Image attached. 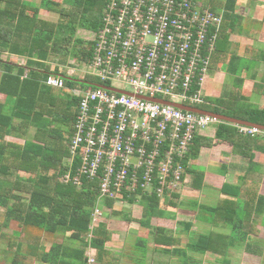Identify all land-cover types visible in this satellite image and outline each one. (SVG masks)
Segmentation results:
<instances>
[{
  "label": "trees",
  "instance_id": "trees-1",
  "mask_svg": "<svg viewBox=\"0 0 264 264\" xmlns=\"http://www.w3.org/2000/svg\"><path fill=\"white\" fill-rule=\"evenodd\" d=\"M235 1L208 0L207 7L212 12L219 7L224 9L210 61L211 69L218 68L225 61L230 69L232 62L235 65L239 59L232 52L219 49L220 41L227 40V29L236 19L233 12ZM107 2L61 0L60 4L40 0L36 5L25 0H0V94L4 98L0 102V208L5 216L3 226L12 219L19 227H33L62 236V241L52 243L48 250H35V260L44 264H88V247L94 251V264L120 263L119 255L106 249V243L113 234L107 224L100 222L89 228L99 194L97 182L83 179L80 188L60 182L66 171L64 160L69 155L68 143L74 129L78 99L58 95L44 84L49 75L63 78L67 88L83 84L74 77L59 74L57 68L52 70L47 62L52 55L59 53L61 44L73 40L78 28L96 33L101 27ZM41 9L57 14L58 21L40 18ZM75 42L82 43L78 39ZM91 49L92 43L89 42L88 49L81 48L76 57L83 63L88 62ZM4 53L24 58V65L3 61L1 55ZM253 61L255 63L256 59ZM84 81L102 84L99 79L93 81L86 76ZM205 101L206 104L199 105V109L264 126V107L260 109L249 104L239 90L227 96L206 98ZM31 128L34 131L27 137ZM213 130V137L202 133L195 135L188 153L180 162L183 167L180 184L183 187L202 190L211 186L220 194L214 205L191 202L194 211L201 214V221L211 226L205 233L190 237L191 234L185 245L180 247L181 238L174 233L175 230L152 225L153 219L173 220L160 207L161 201L166 206L179 207L168 199L169 189L164 190L163 199L157 196V185L151 193H143L139 187L133 192H123L124 202L140 207V215L136 218L114 207V200H105L112 217L126 224L137 223L140 228L148 230L155 249L177 258L180 264H201L192 254L203 256L206 253L221 257V264H230L231 249L242 246L247 254L261 257L264 248V240L259 237L260 230L255 223V219L264 215V194H260L259 184L248 179L246 174L259 168L254 158L255 153L264 154V132L242 136L234 124L226 122L217 123ZM6 137H18L24 142H9ZM217 142L227 144L232 153L247 161L245 174L238 177L236 184L223 181L225 164L220 165L216 172L193 164L202 149L212 148ZM50 171L53 172L49 174ZM20 172L28 176H20ZM215 177L216 181L210 180ZM23 194L25 196H21ZM171 195L179 197L178 194ZM181 225L184 232H190L191 223ZM251 237L256 238L250 241ZM136 242V250L144 257L147 240L138 238ZM8 246L12 245L9 243ZM21 256L17 247L10 264H25L19 258ZM135 264L144 263L135 259Z\"/></svg>",
  "mask_w": 264,
  "mask_h": 264
},
{
  "label": "built area",
  "instance_id": "built-area-1",
  "mask_svg": "<svg viewBox=\"0 0 264 264\" xmlns=\"http://www.w3.org/2000/svg\"><path fill=\"white\" fill-rule=\"evenodd\" d=\"M221 24V14L196 0H108L91 57L74 77L83 84L67 88L60 76H47V87L78 99L60 182L78 188L83 179L97 182L90 229L101 222L106 199L124 202L123 192L151 193L155 185L161 198L180 184V162L193 137L219 123L149 99L206 104L202 88ZM85 76L102 84L83 82ZM235 130L259 133L242 125Z\"/></svg>",
  "mask_w": 264,
  "mask_h": 264
},
{
  "label": "rangeland",
  "instance_id": "rangeland-1",
  "mask_svg": "<svg viewBox=\"0 0 264 264\" xmlns=\"http://www.w3.org/2000/svg\"><path fill=\"white\" fill-rule=\"evenodd\" d=\"M29 1H35L37 5H39L40 0H29ZM54 2L60 3L61 0H52ZM198 3L206 5L207 6V0H196ZM42 10V9H41ZM46 11V10H45ZM40 18L51 20V21H58L59 16L55 13L48 12H40ZM94 32H90L88 30H84L82 28H78L75 32V35L73 37V40H71L69 43L61 44V47L59 49V53L52 55L48 59V64L50 67L57 68L58 72L62 73H68L70 70H73L78 76L82 75V71L85 70L83 67V62L80 61L76 54L78 55V50L81 48L88 49L89 42L92 39ZM82 41L81 44L75 42V40ZM8 60V57L6 58ZM221 71V70H220ZM225 76V75H224ZM217 77V74L214 70H209V72L206 74V79L203 83L202 88V94L205 98H214L211 95H216L220 91L223 95H229L232 90L236 89V83L235 76H228L226 75V79L224 78V81L221 84H217L215 79ZM89 79L95 81L98 79H95L92 76H88ZM213 90H217L213 94ZM236 91V90H234ZM54 93L58 95H67L69 96V93L66 91H60L58 89L53 90ZM255 107V106H254ZM215 125H210L205 129L204 132H209L214 129ZM31 133V130L28 132V134ZM19 140V139H15ZM16 142V141H14ZM21 143L22 141L19 140ZM218 143V142H217ZM216 144V143H215ZM223 156V155H222ZM210 151L208 149H204L202 152V155L199 156V158L195 161H193V164H197L198 166H204L205 170L207 171H217L222 165V163L218 162L217 165H213L211 163L212 159L210 160ZM224 159V156L222 157V161ZM241 159V158H240ZM231 159L228 164V173L231 175L232 183L236 184L238 181L237 178L239 176H243L245 174L244 171H246V163L247 161L242 159L239 161V159H235V161ZM219 161V160H218ZM65 162V160H64ZM197 162V163H196ZM240 162V163H239ZM255 162L260 164L262 167L259 168V171H247V177L250 180H253L259 184L260 187V193L264 194V156L263 155H257ZM192 164V161H190ZM226 164V163H225ZM239 164V165H238ZM237 166L241 167V170L238 169ZM217 169V170H215ZM53 171H50L49 174H51ZM240 172L239 174H237ZM20 176H26L27 174H24L23 172L19 173ZM28 176V175H27ZM233 178V179H232ZM210 182V180L208 181ZM168 191V199L171 202H176L179 204V207L176 208L171 206H166L164 202L161 201L160 207L165 210V214L168 216H174L173 220L171 222H161L163 227H167L171 230H175L177 232V236L181 238V244L180 247H183L187 241V237H190L198 234V233H205L207 230L211 228L210 224L206 223L205 221H201V214H197L196 211L192 208L191 202L196 201L197 205H214L219 198L220 194L217 192L214 188L211 186H207L203 188L202 190H193L183 187L182 184H178L176 187H171ZM171 194H178V198H175ZM21 196H25L24 194ZM163 199V196L161 197ZM126 203V202H125ZM124 206V202H118L114 204V207H116L118 210H122L125 213H128L132 216V210ZM106 212H110L111 210L105 205ZM104 211V212H105ZM110 219L109 224L112 228H117L119 231L120 226H124L123 224H116L113 221H115L118 218L112 217L108 213H103L101 217V222L103 220ZM5 222V216L3 215V210L0 208V234H4L5 236H0V264H10V261L12 260L14 256V252L17 247H19L20 254H22L21 259H23V262L25 264H44L39 262L38 260H35L34 258V252L35 250L40 251H46L49 249L50 245L52 243H59L62 241L61 235H51L49 233H45L42 230L33 228V227H19L14 220H8L7 225L3 226ZM180 222V223H179ZM189 222L192 224L191 230L189 233H186L183 231V226L181 223ZM100 223V219H99ZM177 223V224H176ZM255 223L259 227L260 230V238L264 240V215L261 217H258L255 219ZM154 224H159L156 220L154 221ZM125 228H122V232L124 233ZM132 232V233H131ZM16 233H18L16 235ZM125 235H118L114 236L110 243V249L115 251L112 252L115 255H119V264H135V259H140L141 262L144 264H180V261L172 256L163 254L156 250V246L152 242V237L149 235L148 230L140 229V230H134L129 231V233H124ZM138 237L141 238L145 237L148 241L147 243V251L145 253V256L143 257L137 250H136V242L135 240ZM140 235V236H139ZM142 238V239H145ZM256 237H251L250 241L254 240ZM12 245L9 247L8 245ZM19 244V246H17ZM35 245V246H33ZM37 245V246H36ZM135 249V252L132 253ZM86 256H87V263L88 264H94V251L91 248L86 249ZM192 256L197 260L200 261L201 264H221L220 259L221 257L206 253L203 256L192 254ZM230 264H264V248H262V255L261 257L257 256H251L247 254L244 251V248L242 246L231 249L229 257H228ZM93 260V262H91Z\"/></svg>",
  "mask_w": 264,
  "mask_h": 264
},
{
  "label": "crops",
  "instance_id": "crops-1",
  "mask_svg": "<svg viewBox=\"0 0 264 264\" xmlns=\"http://www.w3.org/2000/svg\"><path fill=\"white\" fill-rule=\"evenodd\" d=\"M25 1L35 3V1H29V0H25ZM221 1H224V0H221ZM206 3H208V0ZM223 10H224L223 8L219 7V9L216 10V13L222 14ZM41 11L46 13L45 10H40L39 13ZM233 12H234V16L236 19L233 20L231 24L232 26L227 29V33H228L227 40L224 41L223 39L220 41L219 49L220 48L225 49L230 54L232 53L235 54L239 59L237 60V64L235 62V65L232 62L231 68H230L231 70L228 68L227 61H225L224 63H220L218 65V68L215 69V72L217 74L215 81L217 84H221L222 86V82L224 81V78L226 79V75H227V78L228 76H235L234 83H236L237 88L234 90H239L240 94L248 99L249 104L261 109L264 107V0H236L234 4ZM215 55L218 56V52H216ZM7 57H8V60H6ZM1 59L3 61H10L18 65H24L25 63L24 58L16 56V55L5 54V53L1 55ZM254 59H256L255 63L253 61ZM227 60H229V55H227ZM51 69L53 68L51 67ZM211 70H214V69H211ZM59 74H65V73H62L59 71ZM65 75L68 77L78 76L73 70H70ZM234 90H232V92ZM60 91H63V90H60ZM216 91L217 90H213L212 91L213 94ZM221 95L222 93H220L219 91L218 94L211 95V96L214 98H217V97H220ZM3 99H4L3 95L0 94V102H3ZM30 130H31V133H29L27 137L31 135L34 131L33 128H31ZM204 131L201 132L203 135H207L208 137H213L212 136L213 131H214L213 129L212 131H209V132H204ZM15 139H19L22 142L20 143L19 140H15ZM5 140L9 142L16 141L15 143H18V144H22L24 142L23 139L18 138V137L16 138L6 137ZM203 150L204 149L200 151L199 156L202 155ZM208 150L210 151V156H211L210 160L212 159L211 163L213 165H217L218 162L222 163V165L226 163L225 164L226 174H225V177L223 178V181L232 183L231 175L228 173L227 163L231 161V159L233 158L234 160L232 161H235L236 158L239 159L240 161L243 158H241L237 154L232 153L231 148L227 144L221 143V142L214 144V146L212 148H209ZM222 155L224 156V159H223L224 161H222V157H223ZM257 155L264 156V154L255 153L254 161ZM257 165L259 166V168L262 167L258 163ZM237 167L238 169L241 170L240 166H237ZM245 167H247V163ZM259 168H257L256 171H259L260 170ZM252 171L254 172V170ZM213 172H216V171H213ZM239 173L240 172H238L237 174ZM206 177H208V175ZM210 180L216 181V177L211 178ZM236 181H238V178ZM126 204L128 203L124 202V206H126ZM127 207H129L132 210L131 212L133 214V217L136 218L137 216L140 215L141 209L138 205L128 204ZM105 213H108L111 215L110 212L105 211L104 214ZM166 216L169 217L167 214ZM171 217H174V216H171ZM155 220L159 222V224H154ZM109 221L110 219H106V220H103L102 222L106 223L108 228L113 231L111 240L106 243V249L111 252H115L110 249V243L112 239H114L113 238L114 236L125 235L124 233H129V231L131 230L133 231V229L134 230L141 229L137 223L126 224L124 222H121L119 219H116L115 221H113L114 223L124 225V226H120L119 231H118L117 228L114 229L110 226ZM161 222H168V221L165 219H153L151 221V224L163 227ZM122 228H125L124 233L122 232ZM174 233H177V232H174ZM138 238L140 237H138L137 235V239ZM141 238H145V237L141 236ZM137 239L135 240V242L137 241ZM132 253H133V248H132Z\"/></svg>",
  "mask_w": 264,
  "mask_h": 264
},
{
  "label": "water",
  "instance_id": "water-1",
  "mask_svg": "<svg viewBox=\"0 0 264 264\" xmlns=\"http://www.w3.org/2000/svg\"><path fill=\"white\" fill-rule=\"evenodd\" d=\"M97 86H99V85H97ZM116 92L117 93L126 94V92H123V91H116ZM149 100L153 101V102H156V103H159V104H163V105H172L175 108L180 109L182 111L192 112V113H195V114L209 116V117L215 118L219 122H226V123H230V124H234V125H242V126L254 128L258 132H264V126H262V125H258V124H254V123H250V122H246V121H242V120L231 118V117L225 116V115L216 114V113L209 112V111H206V110H202V109H199V108H194V107H189L188 108V106L179 105V104H172V103H169V102H166V101H161V100H156V99H149Z\"/></svg>",
  "mask_w": 264,
  "mask_h": 264
}]
</instances>
